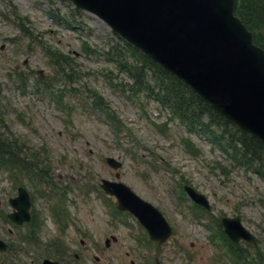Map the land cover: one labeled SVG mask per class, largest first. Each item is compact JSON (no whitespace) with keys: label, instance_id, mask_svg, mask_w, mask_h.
<instances>
[{"label":"rangeland","instance_id":"1","mask_svg":"<svg viewBox=\"0 0 264 264\" xmlns=\"http://www.w3.org/2000/svg\"><path fill=\"white\" fill-rule=\"evenodd\" d=\"M48 7L73 27L57 23L54 15L45 13ZM73 9L67 0H0V104L6 126L0 133L6 131L24 142L27 152H38L40 181L53 184L42 185L46 195H41L34 180L0 170V214L12 210L8 198L21 184L30 193L37 227L33 238L21 239L26 224L15 227L0 217V239L12 245L0 253V264H40L43 257L58 259L60 264H148L155 255L160 264H236L214 238L215 219L235 215L261 237L259 247L264 250L259 228L264 224V181L169 119L154 102L129 98L114 88L112 83L128 82L125 72L104 55L115 43V34L92 13ZM19 24L31 35L22 34ZM45 47L59 57L72 58L80 72L70 86L53 83L55 94H62V106L48 91H36L38 70L43 81H50L57 70ZM105 73L111 76V84ZM86 88L100 93L116 112L122 133L114 134L94 110L93 100L85 97ZM106 156L118 158L120 168L109 167ZM116 171L119 180L154 204L170 223L173 233L163 244L152 241L146 246L147 233L135 217L113 212L109 204L113 197L98 183L101 178L115 180ZM183 183L208 197L207 214L195 215L192 201L181 194ZM53 208L61 215L56 216ZM238 245L247 250L252 264L257 263L256 256L252 262L254 250L242 242Z\"/></svg>","mask_w":264,"mask_h":264},{"label":"water","instance_id":"2","mask_svg":"<svg viewBox=\"0 0 264 264\" xmlns=\"http://www.w3.org/2000/svg\"><path fill=\"white\" fill-rule=\"evenodd\" d=\"M98 15L113 32L135 46L164 71L174 74L228 122L264 143V50L233 14L235 0H71ZM107 163L117 168L112 157ZM118 175V174H117ZM103 190L115 195L117 207L132 212L151 239L162 243L170 226L159 210L119 181L102 179ZM206 208V197L184 185ZM14 222L28 221L29 196L24 188L10 199ZM230 240L253 241L238 216L223 217ZM109 240L105 241L107 245ZM6 244L0 239V251ZM41 264H59L42 259ZM158 264V263H157Z\"/></svg>","mask_w":264,"mask_h":264},{"label":"trees","instance_id":"3","mask_svg":"<svg viewBox=\"0 0 264 264\" xmlns=\"http://www.w3.org/2000/svg\"><path fill=\"white\" fill-rule=\"evenodd\" d=\"M236 4V14L253 31L255 42L264 48V0H237ZM74 11L81 13L76 9ZM56 13L53 12V15L57 23L72 27L71 21L63 19L60 14ZM19 26L24 35H31L25 25L19 24ZM45 51L50 58L55 59L54 66L57 70H55V77L53 75L50 81H43L44 83L41 84L43 89L47 91L57 81L71 85L80 73L74 67L73 59L59 57L50 47H45ZM105 54L108 55V59L111 58L114 61L113 64L118 66L119 71L125 72V76L128 77V82L123 79L120 81V86L112 83V86H115L114 88L118 89L120 93L123 94L127 91L130 98L142 97L160 104L162 109L170 111L171 116L186 123L190 129L194 128L199 131L203 138L228 155L235 165L241 166L245 171L256 173L264 180V145L261 142L228 124L223 117L213 112L180 80L165 73L157 64H152L142 53L123 41L115 39V43L110 44ZM127 54L131 60L127 59ZM122 58H125V61ZM119 87L122 89L125 87V89L121 90ZM85 90L88 93L87 96L85 95L87 100H93V106L105 114L107 121L114 126L119 134L123 123L116 112L109 109L107 101L100 93L92 88ZM7 144L10 149L15 147L16 153L10 149L8 154L4 153L0 143V168H13V170L22 168V171L29 173L32 167L38 166L39 162L34 159L33 155L20 156L21 146L16 140ZM34 235L35 232L31 234V237ZM250 246L256 247L252 255L253 257L257 255V259L259 258L256 264H264L261 257L262 251L257 246V242H253ZM243 253L244 251H242V255Z\"/></svg>","mask_w":264,"mask_h":264}]
</instances>
